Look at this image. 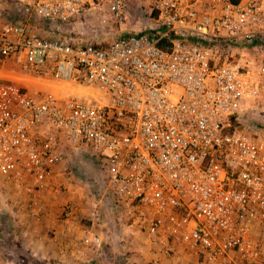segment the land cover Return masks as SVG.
I'll return each mask as SVG.
<instances>
[{"label":"built area","instance_id":"1","mask_svg":"<svg viewBox=\"0 0 264 264\" xmlns=\"http://www.w3.org/2000/svg\"><path fill=\"white\" fill-rule=\"evenodd\" d=\"M129 14L143 28L125 32ZM86 17L119 34L83 41L99 38L95 24L73 27ZM263 98L262 0L0 8V174L36 215L61 163L90 158L84 233H54L60 253L79 257L71 264H91L105 217L141 232L155 262L264 264Z\"/></svg>","mask_w":264,"mask_h":264},{"label":"rangeland","instance_id":"2","mask_svg":"<svg viewBox=\"0 0 264 264\" xmlns=\"http://www.w3.org/2000/svg\"><path fill=\"white\" fill-rule=\"evenodd\" d=\"M262 1L264 5V0ZM7 2L8 0H0V8ZM143 19L142 16L129 14L127 23L122 29L125 32H130L143 28ZM82 21L88 26L92 23L100 28L97 33L99 35L98 39H95L89 31H85L83 34L78 33L77 36H80L85 42L107 41L119 34L107 30L108 24L101 18H81V21L73 24V27L77 29L79 26L84 25ZM261 112V114L264 113V98ZM247 120L249 124L252 123L258 126L256 122H259V119L254 113L250 114ZM81 159L84 160L81 161ZM89 162V157L63 161L54 173L53 190L46 193L41 201V212L36 215L30 214L26 208L24 209L23 206H26V203L23 197L15 192L0 174V218L2 219L5 204L8 206V213L5 217H10V221L4 226L0 224V260L3 258L4 264H47L48 261H56L58 264H71L75 260L79 261V257L71 251L66 254L60 253L59 249L64 242L62 241L63 238L56 237V246L48 241L38 242V239L42 235L59 234L61 230H66L68 226L71 227L74 238L79 239L84 233L87 226L85 216L91 199L89 188L91 181L89 182L90 178L84 172L85 168H89ZM69 203L73 205V212L70 215V222H64L65 208ZM13 217L19 223H15ZM22 222H25V224ZM104 222L107 228L106 236L96 253L90 255L91 264H196L193 257L187 256L172 259L159 257V261L155 262L156 257L141 232L114 227L113 221L109 217H105ZM21 228H26L24 231L29 232V235L32 233L31 236L36 235L37 243H33L32 246L37 247L39 245V254L42 253L41 257L38 254L34 255V251H20L18 249L19 237L15 236L19 234ZM52 249H55V252L51 255L48 252Z\"/></svg>","mask_w":264,"mask_h":264},{"label":"crops","instance_id":"3","mask_svg":"<svg viewBox=\"0 0 264 264\" xmlns=\"http://www.w3.org/2000/svg\"><path fill=\"white\" fill-rule=\"evenodd\" d=\"M23 224H25V222H22ZM18 225V224H17ZM24 230H26V228H21V229H19V234L17 235V236H15V237H19L18 239H19V243H18V249L20 250V251H24V250H30V251H34L33 252V254L34 255H40V257L42 256V253L41 254H39V245L36 247V246H32V245H34L33 243H37V237H35V236H31L32 235V233H30V235H29V232H25ZM47 237V238H46ZM32 238V239H31ZM13 239H15V238H13ZM39 241H48V242H50L51 244H53V246L55 245H57L56 244V236H55V234H49L48 236L47 235H42V237L41 238H39L38 239V242ZM21 246H20V245ZM55 252V249H52L51 251H49L48 253L49 254H53ZM44 254V253H43ZM47 254V253H46ZM0 256H1V254H0ZM29 261V260H28ZM0 264H4V260H3V258L0 260Z\"/></svg>","mask_w":264,"mask_h":264}]
</instances>
